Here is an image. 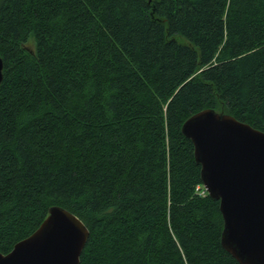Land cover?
I'll return each mask as SVG.
<instances>
[{
	"label": "trees",
	"instance_id": "1",
	"mask_svg": "<svg viewBox=\"0 0 264 264\" xmlns=\"http://www.w3.org/2000/svg\"><path fill=\"white\" fill-rule=\"evenodd\" d=\"M0 56L1 252L58 205L79 264H241L182 124L264 131V0H0Z\"/></svg>",
	"mask_w": 264,
	"mask_h": 264
},
{
	"label": "water",
	"instance_id": "2",
	"mask_svg": "<svg viewBox=\"0 0 264 264\" xmlns=\"http://www.w3.org/2000/svg\"><path fill=\"white\" fill-rule=\"evenodd\" d=\"M182 132L194 144L204 188L220 202L223 248L241 264H264V131L208 107L188 117ZM88 231L76 214L53 205L31 234L0 251V264H79Z\"/></svg>",
	"mask_w": 264,
	"mask_h": 264
},
{
	"label": "rangeland",
	"instance_id": "3",
	"mask_svg": "<svg viewBox=\"0 0 264 264\" xmlns=\"http://www.w3.org/2000/svg\"><path fill=\"white\" fill-rule=\"evenodd\" d=\"M27 46H28L30 49H33V48H34L33 46H35V44H34V40H33V39L29 40V41L27 42Z\"/></svg>",
	"mask_w": 264,
	"mask_h": 264
}]
</instances>
